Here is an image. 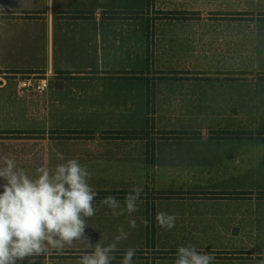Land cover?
Returning a JSON list of instances; mask_svg holds the SVG:
<instances>
[{"label": "crops", "instance_id": "0c3cea01", "mask_svg": "<svg viewBox=\"0 0 264 264\" xmlns=\"http://www.w3.org/2000/svg\"><path fill=\"white\" fill-rule=\"evenodd\" d=\"M223 1L214 9L207 0L195 1L186 7L182 3L160 6L156 0L151 7L147 0H51V4L49 0H0V164L5 157L13 158L34 177L41 166L54 170L58 164L77 159L91 172L90 184L99 193L93 201L96 214L87 220L86 234L91 241L106 246L122 228L128 238L122 241L120 249L144 247L143 243L149 239L144 221L151 207L157 209V214L175 206L188 210L194 202L211 205L206 198L195 199L189 193L200 190L195 185L213 183L215 173L222 175V171H214L212 158L210 163L182 159L183 156L171 160L163 151L158 152L159 143H174L177 147L194 137L164 135L153 139L147 136L150 127L147 101L151 84L149 70L159 62L167 46L163 31L187 23L192 44L195 42L192 32L207 31L213 25L209 23L214 22L209 19V12L215 10L226 50L230 43V18L241 14L251 18L244 29L239 23L235 25V31L238 41L246 39L247 30L253 32V56L250 59L240 56L237 71L222 75H227L226 78L252 76L254 87L247 88L246 79L227 81L219 89L212 88L210 83L205 88L192 84L188 89H178L175 95L179 98L174 97L173 103L175 106L183 103L201 112L215 103L222 107L233 104L242 110L241 106H247L250 101L243 98L250 96L254 112H264V0H253L257 14L242 13L240 7ZM114 10L145 13L138 18H110L102 14ZM68 11L93 14L71 16ZM156 12L158 17H163L165 12L172 13L173 19L163 17L152 22ZM168 41L173 46V40ZM230 60L227 53L222 63L229 67ZM246 64L254 67L255 75L247 74ZM157 74L165 77L167 72ZM32 76L46 77L48 88L38 92L33 86L20 87L21 81ZM215 96L222 98L215 100ZM160 125H157L160 130H189L188 125ZM114 130L142 131V134L119 138L106 135ZM53 132L73 134L57 136ZM204 136L199 138L200 142H194L201 143L207 152ZM179 151L174 149L175 153ZM263 175L259 174L255 181L264 184V179L258 180ZM4 183L0 179V193ZM136 186H142L144 191L138 211L131 215L125 212L114 216L111 208L101 204L105 197L113 195L123 206L125 195ZM171 191L181 195L161 198L167 195L163 192ZM167 213L174 214L176 219L181 217L174 211ZM131 220L136 227L130 226ZM208 220L206 217L204 222ZM185 221L190 222V217ZM167 231L157 226L153 241ZM166 234L182 236L183 233ZM190 234L186 246L194 245L197 250L205 244L200 240L211 244L221 240L207 232ZM157 248L173 250L158 241Z\"/></svg>", "mask_w": 264, "mask_h": 264}, {"label": "rangeland", "instance_id": "374dc122", "mask_svg": "<svg viewBox=\"0 0 264 264\" xmlns=\"http://www.w3.org/2000/svg\"><path fill=\"white\" fill-rule=\"evenodd\" d=\"M195 1L200 2V0H156V5L182 3L186 7ZM207 1L211 3L212 8L216 9L217 4L223 0ZM226 1L236 8L240 7L242 13L257 14L253 0H240V3L239 0H224L223 3ZM152 4L154 6V0ZM215 13V10L209 12V19L214 20V22L209 21L213 24L209 30L192 32L195 40L192 44L190 42L191 33L187 30L188 26H185L188 25L187 23L163 31L166 40L164 45L167 44V46L159 62L149 70L151 77L149 119L151 123L146 135L153 139L164 135L184 136V139L194 137V140H186L187 143H179L177 147L174 143H159L158 152L163 151L171 160L175 156V160L183 156L182 159L187 158L200 162L203 160L210 163L212 158L214 171H222V175L215 173L213 183L195 185L194 187L200 190L189 193L195 199L206 198L211 205L201 206L198 205L199 202H194V206L188 210L179 206L168 208V212L174 211L181 217L176 219L175 227L167 232L177 233L179 231L183 234L182 236H177V234L170 236L166 232L161 234L157 241L161 246L173 250L158 249L157 241H153L152 238L155 236L158 225L156 223L157 209L151 207L146 217V221L149 222L146 227L148 231L146 236H149V239L143 243L144 247L136 248L133 264H174L177 251L175 248L186 246L187 238L192 232H207L221 238V240H214L213 244L200 240L202 245L205 244L198 250L214 254L213 264H259L258 254L264 252V184L255 181L259 174H264V112H254L251 102L253 97L250 96L243 98L250 101L247 106H241L242 110L240 107L235 108L233 104L222 107L215 103L213 107L209 106L207 111L201 112L183 103L179 106L173 103L174 97L179 98L175 95L176 91L188 89L192 84L205 88V84L210 83L213 84L212 88L219 89L227 84V81L246 79V87L249 89L254 87L252 76L226 78L227 75H222L223 73L233 74L237 71L239 66L237 60L240 56L247 59L253 56V32L247 30L244 34L246 39L238 41L235 31V25L239 23V27L244 29L251 18L244 14L230 18V43L226 50L225 42H221L222 36L218 27L220 22L216 21ZM214 25L216 27H213ZM168 40H173V46L168 44ZM158 48L163 49V46L158 45ZM227 53L231 58L229 67L228 64L222 63ZM161 62L163 64H160ZM246 69L247 74L255 75L252 65L246 64ZM160 71L161 73L167 72L166 76H157ZM175 71L176 75L168 74ZM214 98L215 100L221 99L222 96ZM169 123L188 125L189 130H160L157 126ZM197 124L198 127H194ZM203 135L207 138V144H204L208 147L207 152L199 143V138ZM196 140L199 142H194ZM174 149L180 151L175 153ZM218 168H224V171ZM262 179L264 175L258 177L259 181ZM203 187L209 191L202 190ZM174 192H163L167 195H161V198L169 199L181 195L180 192L172 194ZM187 217H190V222L186 223ZM206 217L209 219L208 223L204 222ZM91 242L94 247L95 241ZM121 245H123L122 241L119 246ZM126 249H120L117 253L118 260L122 259ZM92 250L85 246V242L77 241L73 246L66 247L61 252L54 251L47 256L37 257L35 264H78L79 258ZM23 264H28V260H25Z\"/></svg>", "mask_w": 264, "mask_h": 264}, {"label": "clouds", "instance_id": "9594fccd", "mask_svg": "<svg viewBox=\"0 0 264 264\" xmlns=\"http://www.w3.org/2000/svg\"><path fill=\"white\" fill-rule=\"evenodd\" d=\"M51 4V0H49ZM91 172L77 159L58 164L54 170L47 166L36 169V175L19 167L13 158H3L0 164V264H35V259L52 252H61L77 241L85 242L93 249L79 258L78 264H133L136 249L127 248L122 259H117L119 244L128 238L121 228L119 235L106 246L91 242L86 234L87 220L96 214L93 201L98 193L90 184ZM143 187L136 186L121 202L113 195L105 197L101 204L112 209L114 216L129 215L138 211ZM159 227L171 230L176 216L157 212ZM136 227L135 221H129ZM147 227L149 222L144 221ZM259 264H264V252ZM31 258V259H28ZM214 254L197 250L196 246H179L174 264H213Z\"/></svg>", "mask_w": 264, "mask_h": 264}, {"label": "trees", "instance_id": "16d2710c", "mask_svg": "<svg viewBox=\"0 0 264 264\" xmlns=\"http://www.w3.org/2000/svg\"><path fill=\"white\" fill-rule=\"evenodd\" d=\"M148 1V7H151L153 5V0H147ZM71 16H92L93 12H88V11H68ZM143 11H120V10H114V11H104L102 14L104 17H110V18H138L141 16H144ZM163 17H166L168 19H173V14L165 12L163 13ZM163 17H158V12H156V15L152 18V22H158V18L161 19ZM150 95V94H149ZM151 103V97L147 101V115H149V106ZM147 120L150 124V119L147 116ZM53 134L57 136H72L73 132H53ZM142 134V131H110L107 132L108 137H114V138H119V137H136L138 135ZM99 194V193H98ZM114 194V193H113ZM126 196V195H125Z\"/></svg>", "mask_w": 264, "mask_h": 264}, {"label": "built area", "instance_id": "2783aa9c", "mask_svg": "<svg viewBox=\"0 0 264 264\" xmlns=\"http://www.w3.org/2000/svg\"><path fill=\"white\" fill-rule=\"evenodd\" d=\"M30 86H33L38 92H42L48 88L49 82L46 77L36 79L35 76H32L30 79H25L20 83V87Z\"/></svg>", "mask_w": 264, "mask_h": 264}]
</instances>
